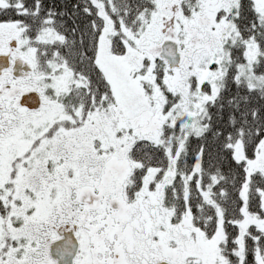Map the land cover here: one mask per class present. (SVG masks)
I'll use <instances>...</instances> for the list:
<instances>
[{"label":"snow or ice","instance_id":"snow-or-ice-1","mask_svg":"<svg viewBox=\"0 0 264 264\" xmlns=\"http://www.w3.org/2000/svg\"><path fill=\"white\" fill-rule=\"evenodd\" d=\"M0 264H264V0H0Z\"/></svg>","mask_w":264,"mask_h":264},{"label":"trees","instance_id":"trees-1","mask_svg":"<svg viewBox=\"0 0 264 264\" xmlns=\"http://www.w3.org/2000/svg\"><path fill=\"white\" fill-rule=\"evenodd\" d=\"M58 2H63V0H59ZM72 0H68L69 6L71 5Z\"/></svg>","mask_w":264,"mask_h":264}]
</instances>
